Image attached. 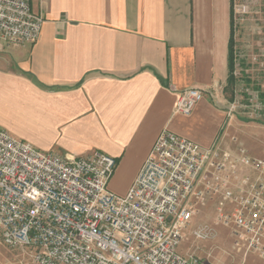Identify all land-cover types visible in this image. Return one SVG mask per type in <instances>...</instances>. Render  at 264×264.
Here are the masks:
<instances>
[{
  "label": "crops",
  "instance_id": "obj_1",
  "mask_svg": "<svg viewBox=\"0 0 264 264\" xmlns=\"http://www.w3.org/2000/svg\"><path fill=\"white\" fill-rule=\"evenodd\" d=\"M31 5L45 20L39 40L0 44V130L43 152L114 158L109 190L118 196L129 192L163 131L206 149L242 145L264 160L249 146L261 140L264 122L226 113L231 0ZM190 88L206 98L190 116L179 115L178 94Z\"/></svg>",
  "mask_w": 264,
  "mask_h": 264
},
{
  "label": "built area",
  "instance_id": "obj_2",
  "mask_svg": "<svg viewBox=\"0 0 264 264\" xmlns=\"http://www.w3.org/2000/svg\"><path fill=\"white\" fill-rule=\"evenodd\" d=\"M44 22L31 0H0V44L34 45ZM238 63L234 76L246 83ZM232 91L228 120H264V90L237 83ZM205 98L196 88L180 92L176 113L190 116ZM116 167L101 152L78 158L43 152L0 130L4 244L26 253L22 264H202L179 249L211 198L218 201L217 224L232 228L235 247L264 259V160L242 145L237 152L219 144L206 149L163 131L125 196L109 190ZM193 234L207 240L213 230L204 225Z\"/></svg>",
  "mask_w": 264,
  "mask_h": 264
},
{
  "label": "rangeland",
  "instance_id": "obj_3",
  "mask_svg": "<svg viewBox=\"0 0 264 264\" xmlns=\"http://www.w3.org/2000/svg\"><path fill=\"white\" fill-rule=\"evenodd\" d=\"M235 4L239 26L236 33V50L246 65L245 69L239 62L241 66L239 70L245 72L247 79L251 81L250 87H247L246 83L240 80L239 88L252 90L258 87L264 90V0H235ZM226 88L227 86L222 93L225 106L228 107L232 95ZM259 137L261 139L259 144L254 142V139L251 140L250 150L254 154L264 155V134ZM217 207V199L211 198L206 201L205 206H200L199 214L193 218L190 227L184 233L179 252L183 256L197 258L202 264H264V259L257 253H246L244 249L239 250L235 247L232 228L217 224ZM204 225L213 230V236L207 240H197L193 232ZM26 259L27 255L23 250L6 246L0 233V264H22Z\"/></svg>",
  "mask_w": 264,
  "mask_h": 264
},
{
  "label": "trees",
  "instance_id": "obj_4",
  "mask_svg": "<svg viewBox=\"0 0 264 264\" xmlns=\"http://www.w3.org/2000/svg\"><path fill=\"white\" fill-rule=\"evenodd\" d=\"M236 4H235V0H231V36H230V45H229V49H230V56H229V68H230V75H229V79H228V85H227V91L231 92V94L233 93V88L236 86V84L238 83V79L235 78L234 76V70H235V65H236V61L241 62L240 65H242L245 69H246V65L245 62L241 60L240 57V53L238 52V50H236V46H237V30L239 28L238 24H237V20H236ZM245 71V70H244ZM244 77L246 76V73L244 72ZM245 82L247 84H250L251 81L245 78ZM257 91H261L260 88H256ZM262 98H264V93L262 94Z\"/></svg>",
  "mask_w": 264,
  "mask_h": 264
}]
</instances>
